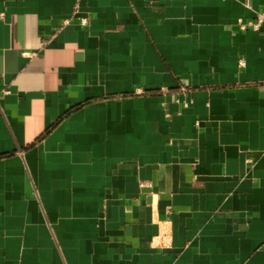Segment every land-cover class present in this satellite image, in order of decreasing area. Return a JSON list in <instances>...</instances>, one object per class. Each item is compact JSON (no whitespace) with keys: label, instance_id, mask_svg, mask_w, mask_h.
<instances>
[{"label":"crops","instance_id":"0c3cea01","mask_svg":"<svg viewBox=\"0 0 264 264\" xmlns=\"http://www.w3.org/2000/svg\"><path fill=\"white\" fill-rule=\"evenodd\" d=\"M262 10L0 0V264H264Z\"/></svg>","mask_w":264,"mask_h":264},{"label":"built area","instance_id":"2783aa9c","mask_svg":"<svg viewBox=\"0 0 264 264\" xmlns=\"http://www.w3.org/2000/svg\"><path fill=\"white\" fill-rule=\"evenodd\" d=\"M264 20V10L262 11H258L256 13V16L254 18H249V19H242V18H238V26L241 29H246L248 27H251L253 29H256L260 26L261 22ZM71 18H66L64 19V22H70ZM80 22L83 25H88L90 22V19L87 15H83L80 17ZM240 64H244V61L242 59L239 60ZM9 90H6V92H8ZM196 123L198 124V120H196Z\"/></svg>","mask_w":264,"mask_h":264}]
</instances>
